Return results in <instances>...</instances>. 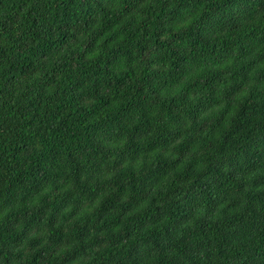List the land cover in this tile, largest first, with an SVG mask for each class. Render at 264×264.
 I'll use <instances>...</instances> for the list:
<instances>
[{
    "label": "trees",
    "instance_id": "16d2710c",
    "mask_svg": "<svg viewBox=\"0 0 264 264\" xmlns=\"http://www.w3.org/2000/svg\"><path fill=\"white\" fill-rule=\"evenodd\" d=\"M0 264H264V0H0Z\"/></svg>",
    "mask_w": 264,
    "mask_h": 264
}]
</instances>
